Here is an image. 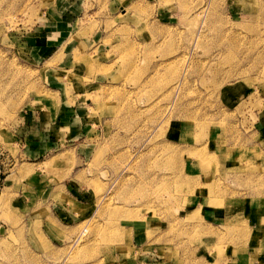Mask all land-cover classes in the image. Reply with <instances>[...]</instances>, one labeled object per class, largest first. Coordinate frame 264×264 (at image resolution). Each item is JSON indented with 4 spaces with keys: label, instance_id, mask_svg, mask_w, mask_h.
Masks as SVG:
<instances>
[{
    "label": "rangeland",
    "instance_id": "obj_1",
    "mask_svg": "<svg viewBox=\"0 0 264 264\" xmlns=\"http://www.w3.org/2000/svg\"><path fill=\"white\" fill-rule=\"evenodd\" d=\"M0 264H264V0H0Z\"/></svg>",
    "mask_w": 264,
    "mask_h": 264
},
{
    "label": "crops",
    "instance_id": "obj_2",
    "mask_svg": "<svg viewBox=\"0 0 264 264\" xmlns=\"http://www.w3.org/2000/svg\"><path fill=\"white\" fill-rule=\"evenodd\" d=\"M46 136H47L46 141L43 142L40 141V145L37 148L34 147V149H36L39 152V154H43L51 150L57 144V141L54 139V135H52L49 130Z\"/></svg>",
    "mask_w": 264,
    "mask_h": 264
}]
</instances>
